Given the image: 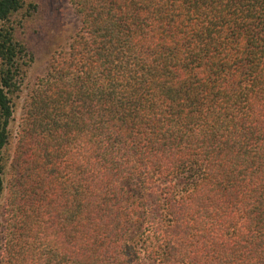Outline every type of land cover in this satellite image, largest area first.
Wrapping results in <instances>:
<instances>
[{"label":"trees","instance_id":"1","mask_svg":"<svg viewBox=\"0 0 264 264\" xmlns=\"http://www.w3.org/2000/svg\"><path fill=\"white\" fill-rule=\"evenodd\" d=\"M70 2L13 126L35 3L0 0V264H264V0Z\"/></svg>","mask_w":264,"mask_h":264},{"label":"rangeland","instance_id":"2","mask_svg":"<svg viewBox=\"0 0 264 264\" xmlns=\"http://www.w3.org/2000/svg\"><path fill=\"white\" fill-rule=\"evenodd\" d=\"M35 5L29 9V20L21 28L20 38L28 49L27 75L16 99L15 123L17 126L23 113L25 100L37 78L46 74L53 53L68 45L80 25L79 15L70 0H32ZM68 47V46H67ZM6 193L0 200V210L6 201Z\"/></svg>","mask_w":264,"mask_h":264}]
</instances>
